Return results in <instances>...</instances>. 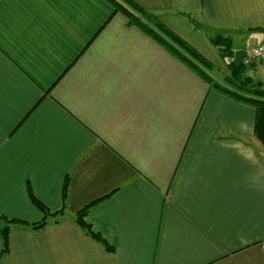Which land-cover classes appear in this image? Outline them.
<instances>
[{"label":"crops","instance_id":"1","mask_svg":"<svg viewBox=\"0 0 264 264\" xmlns=\"http://www.w3.org/2000/svg\"><path fill=\"white\" fill-rule=\"evenodd\" d=\"M134 1L173 27L194 11L229 34L264 25V0ZM249 69L264 88V61ZM255 123L107 0H0V264H264ZM31 195L58 212L40 228Z\"/></svg>","mask_w":264,"mask_h":264},{"label":"trees","instance_id":"2","mask_svg":"<svg viewBox=\"0 0 264 264\" xmlns=\"http://www.w3.org/2000/svg\"><path fill=\"white\" fill-rule=\"evenodd\" d=\"M107 1L113 5L116 12H121L126 17L129 25L138 27L154 38L171 54L182 61L190 70L206 80L211 86L219 89L235 100L253 105L256 109V132L258 136L263 133L264 88H262V82L256 81L246 74L248 66L243 62L246 54L244 50H234V41L231 36L217 35L211 39V44L218 48L220 57L229 72V75L224 78V82L222 83L212 74L215 69V64L188 40L165 23L159 14L143 8L134 0ZM248 32L252 31L248 29ZM261 139L264 142V136H262ZM31 198L34 205L44 214L43 221L34 223V228L43 227L46 224L47 218L58 212H52L35 196L31 195ZM87 211L88 209L85 208L78 213L77 222L93 237L104 242L110 248L109 243L102 234L94 230L92 224L87 221ZM0 218L5 222L1 231L3 241L1 253H6L9 249L10 223L13 222L14 219H8L2 215H0Z\"/></svg>","mask_w":264,"mask_h":264},{"label":"rangeland","instance_id":"3","mask_svg":"<svg viewBox=\"0 0 264 264\" xmlns=\"http://www.w3.org/2000/svg\"><path fill=\"white\" fill-rule=\"evenodd\" d=\"M169 19H171L174 22V27L182 33V37H184L186 40L190 41L192 39L197 40H203L205 43L211 44V39L217 35H224V36H232L234 41V47L244 48L245 45L252 42L253 36L261 37L263 36L264 32L260 31H252L253 33L250 34V32H242L237 31L235 34H229L230 32H225L222 29H218L215 26H210V22H206L204 19L200 18L198 12H191L188 14H180V16H170ZM163 20V19H162ZM164 21V20H163ZM167 23V21H165ZM168 24V23H167ZM172 29L176 30L172 25L168 24ZM249 27V26H248ZM176 30V32H177ZM188 36V37H186ZM251 37V39H249ZM256 38V37H254ZM208 43V44H209ZM251 44V43H250ZM249 44V45H250ZM221 66V63H220ZM223 66V63H222ZM225 66V65H224ZM223 66V69H214L213 76L218 78L220 82H224L223 74L225 67ZM250 66H248V70ZM219 69V70H218ZM248 70L246 71V74L248 75ZM262 77V76H261ZM1 224V223H0ZM4 226V224H3ZM3 228V227H2ZM2 231V229H1Z\"/></svg>","mask_w":264,"mask_h":264},{"label":"built area","instance_id":"4","mask_svg":"<svg viewBox=\"0 0 264 264\" xmlns=\"http://www.w3.org/2000/svg\"><path fill=\"white\" fill-rule=\"evenodd\" d=\"M257 61H264V41L251 43L243 62L245 65L251 66Z\"/></svg>","mask_w":264,"mask_h":264},{"label":"water","instance_id":"5","mask_svg":"<svg viewBox=\"0 0 264 264\" xmlns=\"http://www.w3.org/2000/svg\"><path fill=\"white\" fill-rule=\"evenodd\" d=\"M249 29H250L251 31H260V32H264V25H258V26L250 27Z\"/></svg>","mask_w":264,"mask_h":264}]
</instances>
